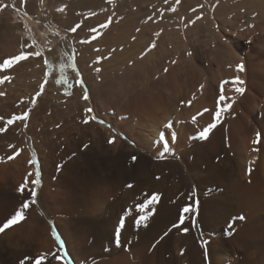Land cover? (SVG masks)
<instances>
[{"label": "rangeland", "instance_id": "374dc122", "mask_svg": "<svg viewBox=\"0 0 264 264\" xmlns=\"http://www.w3.org/2000/svg\"><path fill=\"white\" fill-rule=\"evenodd\" d=\"M25 1L26 6L19 12L11 4L0 11V63L18 54L21 44L35 41V47L43 51L55 68L44 92L38 98L36 94L47 71L43 63L44 57L30 58L12 69L0 72V77H11L10 82L0 84V92L5 94L0 96V129H7L0 131V226L15 214L25 200L31 199L30 190L34 185L30 181L36 178L37 167L41 173V186L37 189L36 203L26 210V219L0 234V264H21L26 258H29L27 264H35V259L45 255L47 251L43 256L44 264L61 262L56 257L63 256L65 250L59 246L54 248L52 238L57 242L56 246L60 245V241L56 239L58 235L53 228L51 230L54 237L49 238V229L45 225L49 217L48 209L53 213L62 212L71 218L78 216L79 219L84 218L83 221L95 223L103 210L106 209L105 212L109 213L110 207L118 199L127 200L128 192L134 189L138 202H144L152 194L159 193L151 189L154 183L164 182L165 188L169 186L168 190L171 186L180 184L177 176H180L179 168L182 165L177 160L179 155H176L179 151L183 153L186 150H189L186 151L189 156L187 158L193 161H190L191 164L198 165V169H191L190 173L194 176L192 183L196 182L194 187L199 200L209 204L213 202L209 205L212 208L210 211L216 217L220 216L219 221L216 218V229L209 225L201 226V234H206H197L205 240L202 241L199 252L191 254L192 258L196 257L193 261L196 260L198 264H264V180L260 177V172L257 173V159L264 150V10H239V0H219L221 4L214 0V6L210 4L213 0L209 4V0H205L211 8L205 6L204 0H190L191 4L187 9H182L183 11L181 6L172 11L169 6L172 0H140L149 1L150 4L139 8L137 6V10L133 7L131 10L112 4L117 0H108L102 6H83L86 3L76 5L72 9V15H69L51 9L49 0ZM72 1L76 3V0ZM3 4L5 3H0V7ZM224 14L225 17L222 18ZM198 16L200 19H197ZM109 17L112 23L107 29L100 30L102 35L91 43H80L93 35L90 28L105 23ZM193 20L195 23H191ZM77 24L81 27L72 32L71 28ZM257 26L261 28L257 29ZM215 29L221 32V37ZM156 33L160 35L157 36ZM223 33L229 34L226 38L229 43L222 38ZM246 35L250 37L247 39ZM153 43L156 47L150 48ZM73 46L76 50L77 67L89 92V101L83 99L84 92L79 98H74L76 74L71 68L67 69V75L74 86L65 89L66 86L57 83L59 64L67 63L66 56L62 54L71 55ZM57 48H60L59 54L49 55ZM234 55L238 60L231 64V57L236 59ZM98 57L106 58L96 63ZM229 63L235 70L231 72L233 77L239 76L245 81L243 95L232 90L234 85L224 83L232 77L220 78L224 69L230 70ZM241 63L245 67L244 74L237 73L234 68ZM97 67L102 69L101 72L95 71ZM174 69H181L182 74L174 75ZM183 72H188L187 77ZM228 85L230 89L225 88ZM105 87L109 90L107 97L103 95ZM221 87L225 92L226 89L230 91L224 93L232 101L235 97L233 109L230 111L233 117L230 112L228 115L227 112L221 115L218 126L212 131L215 135L210 134L217 137L218 145L206 146L207 140L193 137L213 121L215 110L220 106L219 97L216 95H220ZM67 90L71 95H65ZM204 92L211 96L207 102L203 101ZM239 102L242 103L237 104ZM86 107L94 109L96 121L83 123ZM205 109L209 111L204 112ZM28 110L30 115L26 122L16 121L12 125L6 123L13 116ZM170 112L173 113L172 116H169ZM194 116L199 121L198 127L195 126V133L188 134L193 135L186 137L189 140L184 139L181 147L183 149L177 148L179 151L177 153L176 149V155L170 151L164 152L161 135L171 139L174 132L176 138L169 140V146L170 149L175 147L180 136H183L182 132L190 130ZM242 121L243 125L248 124L243 126ZM235 122L241 124L235 127ZM169 123L173 125L171 130L167 127ZM253 126L257 133L253 131ZM257 134L261 136L258 145L253 144ZM113 138L115 143H109ZM242 139L248 144L247 154L250 152V158L247 160L245 155L244 162L240 160V149L238 150L239 140ZM202 144L208 148L209 155L203 159L205 161L199 162L195 147ZM253 147L257 150L254 151ZM16 151L20 154L9 160L7 157ZM34 156L39 161L38 165L29 163ZM133 156L137 157L136 162H133ZM250 167L253 168L252 174L248 172ZM29 173L32 175L29 176ZM254 174L257 175L252 177ZM26 180L29 181V190L21 194L19 188ZM128 184L133 187H127ZM168 190L164 189L161 197L166 196ZM97 208H101L100 211ZM77 213L81 214V218ZM86 215L93 219H88ZM239 217L243 219H238ZM36 228L38 231L34 230ZM32 229L35 231L34 235L37 233L36 237L32 236ZM192 231L191 229L190 234L193 240V237L196 238V231ZM45 234L52 242L51 247L45 243L48 239ZM170 244H167V249ZM40 249L44 254L39 253ZM177 249L173 252V260L176 258ZM164 250H160L162 257L165 255ZM205 250L208 252L205 253ZM209 254H213L212 257ZM53 256L55 260H52ZM180 257L183 259L182 253ZM170 259L168 257L167 261ZM51 261L53 263H49ZM181 261L180 259L172 264H182Z\"/></svg>", "mask_w": 264, "mask_h": 264}, {"label": "bare ground", "instance_id": "6f19581e", "mask_svg": "<svg viewBox=\"0 0 264 264\" xmlns=\"http://www.w3.org/2000/svg\"><path fill=\"white\" fill-rule=\"evenodd\" d=\"M48 2V0H46ZM50 1V7L51 9H54V10H58L60 8H63L66 13H69V15H72L73 11L72 9L74 8V6L76 5H79V4H85L83 6H88V7H93V6H102L103 5V2H109L108 0H76V3L75 1L73 2L72 0H61V2L57 1V0H49ZM207 1V0H206ZM204 0V4L205 6L207 4H209L210 1L212 0H209L206 2ZM217 1V0H216ZM238 1V0H237ZM237 1H233V2H237ZM0 3H7V4H11L13 3V0H0ZM207 3V4H206ZM214 3V4H213ZM218 3L221 4V2L218 0ZM112 4L122 8V9H133L134 7V10H137V6L138 8L141 7L142 5H145V4H150L149 1H140V0H117V1H114L112 2ZM191 4L190 0H179V3L176 2V0H172L171 3H170V8L172 9L173 7L176 9L177 6H181V10L183 9H187V6ZM211 6H214L216 4V2H214V0L212 2H210ZM213 4V5H212ZM223 4V3H222ZM237 9L239 10H242L244 11L245 8H250V9H254V10H264V0H239L238 3H237ZM15 6L16 8H21L23 9L22 7L23 6H26V1L24 2V4H21V0H15ZM208 8H211L209 7V5H207ZM222 6V5H221ZM185 7V8H183ZM189 7V6H188ZM25 9V8H24ZM182 10V11H183ZM235 10V9H234ZM237 10V11H239ZM246 11V9H245ZM10 13V12H9ZM60 14L63 16V14ZM71 13V14H70ZM11 15L13 16V13L11 12ZM68 15V16H69ZM244 15V14H243ZM8 16V15H7ZM10 16V14H9ZM8 16V17H9ZM65 16V15H64ZM67 16V15H66ZM14 17V16H13ZM13 17H10L11 19ZM225 17V14L222 16V18ZM233 22L230 24L232 26ZM236 24V23H235ZM261 24V22H260ZM230 25L228 27H230ZM211 25L209 24L208 27H210ZM247 26V25H246ZM235 27V25H234ZM234 27H231V28H234ZM244 27V25H243ZM252 27V26H251ZM207 28V27H206ZM236 28V27H235ZM234 28V30H235ZM240 28V27H239ZM242 28V27H241ZM250 28V27H249ZM261 28V27H260ZM258 28L257 26V29H260ZM254 29V28H253ZM252 29V30H253ZM264 29V28H263ZM218 34L219 37H221V32L217 29H215ZM231 30V29H230ZM233 30V29H232ZM237 30V29H236ZM248 31V30H247ZM246 31V32H247ZM254 31V30H253ZM259 31V30H258ZM257 31V32H258ZM262 31V30H261ZM255 32V31H254ZM256 32V33H257ZM249 34H251L250 32H248ZM245 34V32L243 33ZM242 34V35H243ZM247 34V33H246ZM255 34V33H254ZM241 35V34H240ZM264 35V34H263ZM229 36V34L227 33H223L222 35V38L224 37V41L226 42V38ZM249 36V35H248ZM248 36L246 35V38L248 39ZM253 38L255 37L253 34H252ZM250 37V36H249ZM256 38V37H255ZM241 39V38H240ZM252 39V38H251ZM254 40V39H253ZM251 41V40H250ZM228 42V41H227ZM254 42V41H253ZM229 43V42H228ZM252 45V44H251ZM258 45V44H256ZM255 45V46H256ZM254 47V46H253ZM251 48V47H250ZM60 53V48H57L55 49V51L53 53H49V55H53V54H59ZM262 54V53H261ZM232 55V54H231ZM240 55V54H239ZM233 57H236V59H232L231 57V61L233 60V62H231V64L235 63L236 60H238L237 56H233ZM229 58V57H228ZM230 60V58H229ZM248 60V59H247ZM242 62V61H241ZM253 62V61H252ZM249 63V62H248ZM252 64V63H251ZM234 66V65H233ZM248 67V66H247ZM229 68L230 70L228 69H224L221 73V79H225V78H231L230 81L233 80V73H231L232 71H235L234 69H232L230 63H229ZM236 68V66L234 67ZM176 72L174 73V75L176 74H180L181 73V69H174ZM250 71V70H249ZM252 71V70H251ZM173 72V71H172ZM261 72V71H260ZM186 72H183V74H185ZM188 73V72H187ZM187 73H186V76L187 77ZM238 73V72H237ZM241 73V72H240ZM247 73H250V72H247ZM182 74V73H181ZM243 74H244V71H243ZM259 74V73H258ZM173 75V76H174ZM263 75V74H262ZM180 76V75H179ZM245 76V75H243ZM250 76V75H249ZM248 76V77H249ZM181 77V76H180ZM201 78V77H200ZM245 78V77H244ZM170 79V78H169ZM243 80V78H240ZM76 80V78H75ZM182 80V78H181ZM227 81V79H226ZM174 82V81H173ZM253 82V81H252ZM179 83V82H178ZM177 83V84H178ZM197 83V81H196ZM206 83V82H205ZM251 83V82H250ZM176 84V83H174ZM230 84V86L232 85L231 83H228ZM245 84V83H244ZM251 85V84H250ZM253 85V84H252ZM196 86V85H195ZM226 86V85H225ZM176 87V86H175ZM213 88V87H212ZM225 88H229V85ZM252 88V87H251ZM104 93L103 95H105L107 97V94L109 93V90H106L107 87L104 88ZM194 89V88H193ZM202 89V88H201ZM206 89V88H205ZM204 89V91H205ZM210 90V89H209ZM233 90V89H232ZM250 90V89H249ZM229 91L226 89V92ZM82 92H84V89L80 88L78 85L75 84V87H74V98H79L82 94ZM181 92V91H180ZM224 92H225V89H224ZM225 92V93H226ZM230 92V91H229ZM227 92V93H229ZM207 93V92H206ZM211 93V91H210ZM210 93H207L203 95L204 97V102L208 101L211 99V96L209 95ZM224 95L227 97V93ZM235 93V92H234ZM253 94V93H251ZM179 95V94H178ZM212 95V94H211ZM235 95V94H234ZM254 95V94H253ZM236 96V95H235ZM252 96V95H250ZM216 97H219L216 95ZM233 97V96H232ZM237 97V96H236ZM247 97V96H246ZM229 99V102H232V98L230 99V97H227ZM260 98V97H259ZM257 98V99H259ZM233 99H235V97H233ZM243 99V98H242ZM256 99V98H255ZM241 101V100H240ZM261 101V100H260ZM201 103V104H204ZM214 102H216V100L214 99ZM154 103V102H153ZM235 103V102H234ZM242 103V102H241ZM240 102L237 103V104H241ZM261 103V102H260ZM112 104V103H110ZM207 104V103H206ZM215 104V103H214ZM247 104V103H246ZM236 105V104H234ZM260 105V104H259ZM151 106V104H150ZM208 106V104L206 105ZM148 107V106H147ZM204 107V105H203ZM210 107V106H209ZM208 107V109H210ZM244 107V106H242ZM145 108V105L144 107ZM237 108V105L236 107ZM239 108H240V105H239ZM248 108V107H247ZM253 108V107H252ZM233 109V108H232ZM118 110V109H117ZM147 112V109H145ZM156 110V109H155ZM215 110V109H214ZM236 110V109H235ZM120 111V110H119ZM212 111V110H211ZM213 114V112H211ZM216 111V110H215ZM232 111V110H231ZM149 112V111H148ZM237 112V111H236ZM231 113V112H230ZM208 114V113H207ZM206 114V116H207ZM229 112H227L226 115H228ZM173 113L170 112L169 113V116H172ZM232 115V113H231ZM243 115V114H242ZM145 116V114H144ZM209 116V115H208ZM246 116V115H245ZM168 117V116H167ZM231 117V116H230ZM233 117V115H232ZM237 117V116H236ZM166 118V117H165ZM235 118V117H234ZM206 119V118H205ZM237 120H239L237 118ZM146 121V120H145ZM231 122V120H229ZM233 121V120H232ZM199 122V121H197ZM147 123V122H146ZM150 123V122H149ZM236 123V122H235ZM234 123V124H235ZM245 123V121H244ZM247 123V122H246ZM245 123V124H246ZM201 123H199L200 125ZM231 124V123H230ZM240 125L241 123H236L235 127H237V125ZM248 124V123H247ZM246 124V125H247ZM250 124V123H249ZM252 124V123H251ZM146 125V124H145ZM144 125V126H145ZM233 125V124H232ZM242 125H243V121H242ZM246 125H243V126H246ZM147 126V125H146ZM191 125V128L190 130L188 129V131H184L182 132L183 133V136L181 137L180 136V139L178 141V143L175 145V147H171V151L170 152H173L175 154L176 152V149L177 148H180L179 150L183 149L181 148L182 145H183V141L184 139L188 136V134H193L196 132V128L198 127L197 124L194 125ZM195 126H197L195 128ZM224 126V125H223ZM242 126V127H243ZM190 126L188 125V128ZM200 127V126H199ZM203 127V126H202ZM228 128V125L226 126ZM150 128V127H149ZM248 128V127H247ZM255 128L254 126L252 127V129ZM173 129V127H172ZM185 129V128H184ZM237 129V128H235ZM243 129V128H242ZM249 129V128H248ZM171 130V129H170ZM222 130V129H221ZM257 130V129H256ZM158 132V130H156ZM178 131V130H177ZM219 131V130H218ZM232 131V130H231ZM244 131H247L244 129ZM254 132L255 129H253ZM252 131V132H253ZM258 131V130H257ZM215 132V131H214ZM217 132V131H216ZM242 132V131H241ZM240 132V134H241ZM159 133V132H158ZM219 133V132H218ZM228 133V132H227ZM237 133V132H236ZM243 133V132H242ZM257 133V132H256ZM214 134V133H212ZM211 134V135H212ZM235 134V133H234ZM238 134V133H237ZM247 134V133H246ZM253 134V133H250V135ZM195 135V134H194ZM215 135V134H214ZM263 135V134H262ZM189 136H193V135H189ZM188 136V137H189ZM215 136H210L209 139L205 142V145L206 146H210L211 144L212 145H218V142L219 140L217 141V137L214 138ZM235 137V135H234ZM240 137V135H239ZM245 137V136H244ZM263 137V136H262ZM219 138V137H218ZM256 138V137H255ZM187 139V138H186ZM185 139V140H186ZM191 139V138H190ZM227 139V138H226ZM231 139V138H230ZM239 139V138H238ZM169 140H171L169 138ZM175 140V139H174ZM189 140V139H187ZM221 140V139H220ZM235 140V139H234ZM199 141V140H198ZM204 141V140H203ZM229 141V140H228ZM231 141V140H230ZM240 141V145H239V156H240V160L243 161V158L245 157V155L247 156V160L250 158L249 153L247 154V150L248 149V144H246L245 140L242 139V140H239ZM254 141V140H253ZM187 143V141H185ZM184 142V143H185ZM233 142V141H231ZM237 141H235L236 143ZM204 144V143H203ZM196 145L197 147H195V150L198 154V161H202L203 159H205L206 157H208L209 153H207V149H206V146L205 145ZM222 144V143H221ZM223 145V144H222ZM185 146V145H184ZM183 146V147H184ZM234 146V145H233ZM250 146V145H249ZM188 147V146H187ZM227 147V146H226ZM252 147V145H251ZM224 148V147H223ZM254 148V147H253ZM231 149V148H230ZM252 149V148H251ZM177 149V153L179 151ZM213 150V149H212ZM184 151V150H183ZM182 151V152H183ZM187 151V150H186ZM186 151H184L183 153H180L181 151H179V153L176 155L179 157L177 158V160L179 159V162L180 164L182 165L180 169V173L179 175L180 176H177V178L179 177V181H180V184H175L173 186H171V188H169L168 190V187L165 188V184L166 183H154V185H152L153 188L151 189H154V191H158L159 194H162L161 192H163V190H168L167 191V195L161 197L160 201L155 204L154 206H150V208L153 209V211L149 212L148 215H149V219L145 222H142L139 226L136 225L135 221L139 218V216L141 215V213L137 212L136 211V206L140 203H144V202H138L139 200L136 197V189L128 192V199L127 200H124L122 197V199H118L113 205L111 208V211L109 213H106L105 211H107L106 209L102 211V214L100 216V218H96V222L95 223H90L87 221H83L84 218H81V214L78 215L80 216L81 219H79L78 216H75L73 218H71L70 216L68 215H65L63 214L62 212H59V213H53L51 212L49 209L47 210L48 211V214H49V217L47 219V222L49 220V222L47 223L45 220V225L47 224L48 226V229L47 231H49V238L52 236L54 237V232L52 233V228L54 229L55 233L60 237V240H62L64 242V248L63 250H65V253H67V258L70 262V264H172L173 262H177V261H180V259L182 260V264H198L196 263V260L193 261L196 257L194 256L193 258L191 257V254L193 255L195 251L199 252V249L202 247V241L205 240L203 238H201L202 236H204L206 233H202L201 234V226L202 225H209V226H212V227H216V218L218 219V217H220L219 215H217L218 217H216L212 211V208L209 206L210 204H212L210 202L209 203H206V202H203L201 200H199V197L197 196L196 194V189L194 187L195 183L193 184L192 183V180L194 178L193 174L190 173L191 169L193 171L196 170V168L198 167V165H193L191 164L190 161L192 160H189L187 158L188 155H186ZM189 151V150H188ZM187 151V152H188ZM253 151V150H252ZM210 152V151H209ZM257 152V151H256ZM194 153V151H193ZM173 154V155H174ZM212 154V153H211ZM256 154V153H255ZM259 154V153H258ZM232 155V154H231ZM191 156V155H190ZM189 157V156H188ZM231 157V156H230ZM195 158V157H194ZM192 158V159H194ZM191 159V158H190ZM173 160V159H172ZM231 160V159H230ZM246 160V161H247ZM255 160V159H253ZM258 162H257V165L259 166V170L256 172L259 174L260 172V177L264 180V150H262L259 154V157H258ZM198 161L196 162L198 164ZM205 161V160H203ZM235 161V160H234ZM193 162V161H192ZM223 162V161H222ZM221 162V163H222ZM233 162V161H232ZM254 162V161H253ZM176 163V162H175ZM178 163V162H177ZM231 163V162H229ZM248 163H250L248 161ZM247 163V164H248ZM255 163V162H254ZM172 164V163H171ZM228 164V162H227ZM176 166V164H174ZM178 165V164H177ZM255 165V164H254ZM253 165V166H254ZM174 166V167H175ZM221 166V165H220ZM256 166V165H255ZM177 167V166H176ZM201 167V166H200ZM230 167V165H229ZM249 167V166H248ZM178 168V167H177ZM231 168V167H230ZM240 168V167H239ZM238 168V169H239ZM251 168V167H250ZM175 169V168H174ZM198 169V168H197ZM209 169V168H208ZM233 169V167H232ZM232 169H231V172H232ZM253 169V168H252ZM255 169V168H254ZM178 170V169H177ZM240 170V169H239ZM128 171V170H127ZM200 171V169H199ZM224 171V170H223ZM175 172H178L175 170ZM218 173V172H216ZM233 173V172H232ZM202 174V173H201ZM222 174H225V173H222ZM252 174V173H251ZM228 176V174H225ZM232 175V174H231ZM255 175L257 174H254L252 177H254ZM201 176V175H200ZM216 176V175H215ZM225 177V176H224ZM232 178V176H231ZM230 178V179H231ZM249 178V177H248ZM175 181V180H174ZM195 181V180H194ZM249 181V180H248ZM167 182V181H166ZM177 182V181H176ZM192 183L189 184V183ZM201 182V181H200ZM169 183V182H168ZM211 184V183H210ZM167 186V185H166ZM209 186V185H207ZM264 186V185H263ZM151 187V186H149ZM216 187V186H215ZM263 189V188H262ZM214 190V189H213ZM199 191V190H198ZM252 191V190H251ZM208 192V191H207ZM264 192V191H263ZM140 193V192H139ZM200 196L202 195L201 192H199ZM230 194V193H229ZM205 196V195H204ZM264 196V195H263ZM203 197V196H201ZM220 197V196H219ZM241 197V196H240ZM239 197V198H240ZM215 198V196H214ZM213 198V199H214ZM205 199V197H204ZM216 199V198H215ZM223 199V198H222ZM225 199V197H224ZM242 199V198H241ZM254 199V198H253ZM209 200V199H208ZM217 200V199H216ZM206 201V200H205ZM221 201V200H220ZM223 201V200H222ZM111 202V201H110ZM114 202V201H113ZM198 202V206H197V203ZM258 202V201H257ZM72 204V203H71ZM94 204V203H93ZM101 204V203H100ZM104 204V203H103ZM221 204V203H220ZM219 204V206H220ZM250 204V203H249ZM105 205V204H104ZM102 205V206H104ZM188 205H192V207L194 208V214L191 215L190 217H188L186 219V222L183 226L181 227H173L174 224H177L178 221H179V217L180 215L182 214V209L183 207L185 206H188ZM223 205V204H221ZM236 205V204H235ZM124 206V207H123ZM218 206V207H219ZM128 207V208H127ZM92 208V207H91ZM90 208V209H91ZM99 208V207H98ZM100 211V209H98ZM132 209V213L130 215H127L126 214V211L125 209ZM220 208V207H219ZM89 211V210H88ZM229 211V210H228ZM87 212V210H86ZM85 212V213H86ZM120 212V213H119ZM98 213V212H96ZM259 213V212H258ZM72 214V212H71ZM87 214V213H86ZM91 214V213H90ZM95 214V213H94ZM99 214V213H98ZM97 214V215H98ZM226 214V213H225ZM74 215V214H73ZM72 215V216H73ZM83 215V213H82ZM96 215V217H97ZM100 215V214H99ZM231 215V214H230ZM233 215V214H232ZM242 215V214H241ZM48 216V215H47ZM93 216V215H92ZM43 217V216H42ZM86 217L89 219L91 218L88 217L86 215ZM226 217V216H225ZM76 218H78L76 220ZM259 218V217H258ZM41 219V218H40ZM93 218H91L92 220ZM123 219V223H124V226L123 228L120 227V223H121V220ZM239 219V218H238ZM174 220V221H173ZM223 220V219H222ZM219 221V219H218ZM42 222V221H41ZM40 222V223H41ZM170 222V223H169ZM43 224V223H42ZM233 224V223H232ZM195 225L197 226L195 228ZM222 225V224H221ZM231 225V223H230ZM229 225V226H230ZM260 225V224H259ZM264 225V224H263ZM41 226V225H40ZM45 226V228L47 227ZM204 226V227H205ZM242 226V225H241ZM34 227V226H33ZM37 227V226H36ZM200 227V229L198 230V228ZM211 227V228H212ZM249 227V226H248ZM183 228H188V232L185 234V232L183 231ZM42 229V228H40ZM191 229L193 231H196V235L195 237L197 238V240H195L196 238L193 237V240L195 242H193L192 240V237L190 234V231ZM205 229V228H204ZM216 229V228H215ZM33 230V229H32ZM36 231V229H34ZM33 230V234L32 236L36 237L37 236V233H35L36 235H34V231ZM214 230V229H213ZM212 230V231H213ZM239 230V229H238ZM40 231V230H39ZM192 231V233H193ZM237 231V230H236ZM41 232V231H40ZM119 232L120 233V236H119V243H117V237H116V233ZM202 232H203V229H202ZM205 232V231H204ZM39 233V232H38ZM45 233H47L45 231ZM165 233H167V235H165ZM197 233H200V235H198ZM217 233V232H216ZM243 233V232H242ZM40 234V233H39ZM210 234V233H208ZM215 234V232H214ZM227 234V233H226ZM233 234V233H232ZM194 235V234H193ZM212 235V234H211ZM210 235V236H211ZM39 236V235H38ZM41 236V235H40ZM47 236V234H45V237ZM111 236V237H110ZM206 236H209V235H206ZM205 236V237H206ZM215 237V236H214ZM48 237H46L47 239ZM49 238L47 240H45V243H47L49 245V247L52 246V242L53 244L55 245L54 248L56 247H60V245H57V242L54 240V238H52V242L51 240H49ZM110 238V239H109ZM201 238V239H200ZM208 238V237H206ZM170 240H172V242H170ZM217 240V239H216ZM214 240V241H216ZM41 241V240H40ZM47 241V242H46ZM208 241V240H207ZM220 241V240H219ZM233 241V240H232ZM213 242V240H212ZM168 243H171L170 246H168V249H167V244ZM196 243V244H195ZM206 243V242H205ZM216 243V242H215ZM219 243V242H218ZM256 243V242H255ZM51 244V245H50ZM212 244V243H211ZM210 244V245H211ZM44 245V244H43ZM204 246L206 244H203ZM214 244L211 245V247L213 246ZM209 246V245H208ZM220 246V245H219ZM48 247V248H49ZM206 247V246H205ZM215 246H213L214 248ZM52 247V249H54ZM175 248H179L177 249V254H176V258L175 260H173V252L175 250ZM217 248H218V245H217ZM221 248V247H220ZM32 249V248H31ZM42 249V248H41ZM40 249V250H41ZM47 249V248H46ZM161 249H165L164 253L165 255H163L164 257L160 256V250ZM203 249V248H202ZM39 250V251H40ZM47 250H51V249H47ZM62 250V251H63ZM207 250V249H206ZM205 250V253H207ZM210 250V249H209ZM262 250V249H261ZM202 251V250H201ZM45 252V251H44ZM48 252V251H47ZM45 252V255L46 253ZM52 252V251H51ZM54 252H56L54 250ZM53 252V253H54ZM64 252V251H63ZM62 252V253H63ZM26 253V252H25ZM29 253V252H28ZM39 253H42V250L41 252ZM38 253V255H39ZM184 256L183 259L180 257V255ZM196 253V252H195ZM32 254V253H31ZM200 254V253H199ZM202 254V253H201ZM43 255V256H45ZM52 254H50L51 256ZM56 255V254H55ZM197 255V254H196ZM208 255V254H207ZM206 255V256H207ZM210 255V254H209ZM213 255V254H211ZM210 255V256H211ZM28 256V255H27ZM31 256V255H30ZM29 256V257H30ZM41 256V254H40ZM49 256V257H50ZM57 256V255H56ZM39 257V256H38ZM171 258L170 261H167V258ZM173 257V258H172ZM212 257V256H211ZM217 257V256H216ZM34 258V257H33ZM55 256H53V259L52 260H55L54 259ZM192 258V259H191ZM57 259V258H56ZM233 259V258H232ZM45 260V259H44ZM46 260H47V257H46ZM58 260V259H57ZM56 260V261H57ZM212 260V259H211ZM260 260V259H259ZM198 261V259H197ZM203 260H201L202 262ZM206 261V260H204ZM203 261V262H204ZM259 262V261H258ZM261 262V261H260ZM264 262V261H263ZM35 263V262H34ZM49 263H53V261L49 262ZM206 263V262H205ZM56 264H63V261L61 260V262H56ZM233 264V263H232Z\"/></svg>", "mask_w": 264, "mask_h": 264}, {"label": "snow or ice", "instance_id": "6c2138e0", "mask_svg": "<svg viewBox=\"0 0 264 264\" xmlns=\"http://www.w3.org/2000/svg\"><path fill=\"white\" fill-rule=\"evenodd\" d=\"M25 0H21V4H24ZM165 2H167V0H165ZM177 3H179V0H176ZM9 5L8 4H3L2 7H0V11H3V9L8 8ZM11 7L19 12L22 9H18L15 6V0H13V3L11 5ZM59 11H64L63 8L58 9ZM172 11H175L176 9L173 7L171 9ZM25 15H27V13H25ZM149 19H151V17H149ZM197 19H200V17L198 16ZM112 23V19L111 17H109V19L103 23L100 24L98 27L95 28H90L89 31L93 33V35L87 39V40H81L80 43L83 44H87V43H91V41L96 40L98 38V36L102 35L101 33V29H107ZM191 23H195V21H191ZM81 25L77 24L75 27L71 28L72 32H76L78 28H80ZM137 32H139V29H137ZM157 36L160 35V33H156ZM133 39H135V37H133ZM35 41H32L31 43H23L20 45V51L18 54L11 56L8 59H5L2 63H0V72H4L7 71L9 69H12L14 66L20 64L22 61H27L30 58H41L44 57L43 59V63L44 66L46 67L47 71L45 72L44 76V81L40 86V90L37 92L36 97L38 98L43 92H44V88L45 85L48 83V79L49 77H51L53 75V71L55 66L53 65V63L50 61L49 58L44 56V53L41 49L36 48L35 47ZM156 44L153 43L150 48H155ZM51 51V50H50ZM75 47H72V54L68 55L67 53H63L62 55L66 56L67 58V63L61 62L59 64V78L57 80V83L62 85V86H66L67 88H72L74 85L72 83V81L69 80L68 75H67V69L71 68V70L73 72H75L76 74V80H75V84L78 85L80 88L84 89V94H83V99L85 101H89L90 96H89V92L87 90V86L83 80L82 74L80 73L78 67H77V63H76V56H75ZM97 51H99V49H97ZM112 51H115V49H113ZM106 57H98L96 60V63H100L103 59H105ZM101 68L97 67L95 69V71L97 73L101 72ZM245 70L244 64H238L236 66V71L237 72H243ZM165 71H167V69H165ZM6 81L10 82L11 81V77L10 76H3L0 77V84L5 83ZM225 84L231 83L232 85H234L233 90L240 94L243 95L245 92V89L243 87L245 81L240 79L239 76L235 77L232 81H224ZM201 88H203V86H201ZM5 95L4 93L0 92V96ZM65 95H71V92L66 91ZM228 98L224 95V88L221 87V91H220V95H219V100H218V104L220 105L218 107V110L215 111L214 116H213V121L208 123L205 127H203L199 132L197 136H194V139H199V140H208L210 134L212 133V131L218 126L219 122H220V118L221 115L223 113L226 112H230L232 107H233V103H234V99L232 101V103L227 102ZM35 102V100H33V103ZM191 102H189L190 104ZM208 109H205L204 112H208ZM84 113H85V117L83 119V123L88 124L92 121H96L97 117L94 114V109L92 107H86L84 109ZM29 115H30V110L25 111L19 115H15L12 118L8 119L6 121V123L8 125H12L14 124L16 121H24L26 122L29 119ZM198 115H203V113H198ZM0 119H2V117H0ZM100 122V121H97ZM192 123L193 125L197 124V117H193L192 119ZM167 127L169 129H171L173 127V125L171 123H169L167 125ZM7 129H0V131H6ZM175 133H172L171 139H175ZM161 140L163 142V148H164V152H169L171 151L170 146H169V138L161 135ZM261 141V136L260 134H257V138L256 140L253 141V144L258 145ZM109 143H115V138H113L112 140L109 141ZM254 151L257 149H253ZM20 154L19 151L14 152L13 154L9 155L7 158L9 160L15 159L16 156H18ZM133 162H136L137 157L133 156L132 157ZM30 164L33 165H38L39 161L38 159L34 156L33 159L31 161H29ZM249 174H251L252 169L249 168L248 169ZM32 174L29 173V176H31ZM40 170L39 167H37V171L35 173L36 178L31 180L30 183L32 185H34V187L30 190V196L31 199L25 200L23 202V204L21 205V207L15 212L14 215H12L9 219L6 220V222L0 226V234L4 233L7 229L12 228L13 226L20 224L21 222H23L26 219V210H28L30 208V205L36 203V198H37V189H39V187L41 186V179H40ZM157 179H159V177H157ZM28 184L29 181L26 180L24 184H22L19 188V191L21 194H23L26 190L28 189ZM127 187L132 188L133 185L132 184H128ZM161 197L159 193H154L152 194L150 197L147 198V200L144 203H140L136 206V211L141 213V215L139 216V218L135 221L136 225L139 226L142 222H145L149 219V215L148 213L153 211L152 208H150V206H154L155 204H157L160 201ZM197 206H198V202ZM194 208L192 207V205H188L183 207L182 209V214L179 217V221L177 224H174L173 227H181L185 224L186 219L188 217H190L191 215L194 214ZM132 213V209H127L126 210V214L130 215ZM239 219H243V217H239ZM124 223H123V219L121 220L120 223V227L123 228ZM183 231L185 232V234L188 232V228H183ZM165 235H167V233H165ZM119 236L120 233L117 232L116 233V237H117V243H119ZM56 239L58 241H60V249L64 248V242L62 240H60V237L57 236ZM59 260L63 261V264H70V262L67 259V253H65L63 256H57L56 257ZM27 259L22 260L21 264H27ZM44 259L45 257L41 256L35 259V264H44Z\"/></svg>", "mask_w": 264, "mask_h": 264}, {"label": "trees", "instance_id": "16d2710c", "mask_svg": "<svg viewBox=\"0 0 264 264\" xmlns=\"http://www.w3.org/2000/svg\"><path fill=\"white\" fill-rule=\"evenodd\" d=\"M67 87H65V89H66ZM68 91V90H67ZM69 92V91H68Z\"/></svg>", "mask_w": 264, "mask_h": 264}]
</instances>
